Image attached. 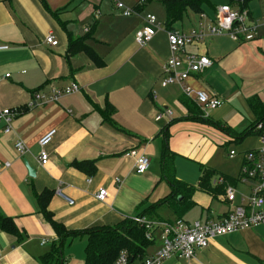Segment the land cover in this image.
<instances>
[{"label":"crops","instance_id":"1","mask_svg":"<svg viewBox=\"0 0 264 264\" xmlns=\"http://www.w3.org/2000/svg\"><path fill=\"white\" fill-rule=\"evenodd\" d=\"M162 1L45 0V7L41 0H0V44L9 46L0 51V108L21 109L13 117L10 131L0 123V216L12 218L25 234L19 243L0 229V264H41L39 257L58 239L55 226L40 213L36 192L53 190L48 204L53 219L77 231L116 225L168 195L171 190L162 178L161 151L164 128L175 119L168 129L175 170L184 159L199 166L198 179H181L176 170L180 180L196 189L193 206L182 219L189 223L216 220L250 194L252 183L240 180L244 157L236 178L213 159L220 148L248 137L253 140L245 143L244 153L264 147V132L237 140L216 125L240 133L255 121L248 100L258 96L264 102V0H214L217 7L229 4L239 10L243 3L249 24L256 28L254 39L237 42L226 33L207 34L185 48V54L206 55L213 62L185 81L194 90L223 99L221 107L204 116L210 122L190 117L181 102V85L162 86L164 65L171 55ZM117 2L130 9V15H124ZM148 14L156 16L158 28L153 39L140 46L135 33L145 25ZM210 19L204 11L190 10L175 27L178 32L207 29ZM88 31L91 38L87 44L104 60L102 67L84 52L66 58L68 32L82 37ZM49 34L56 37L57 45L46 42ZM72 83L79 85L78 92L56 101L49 98L53 88L63 89ZM37 93L44 98H37ZM189 98L195 102L194 95ZM166 109L173 115L157 120ZM103 112L108 114L106 121ZM51 129L56 133L45 147L48 161L42 164L39 141ZM17 141L24 144L23 155L17 151ZM132 149L150 159L143 174L135 171L137 157L127 155ZM231 150L227 157L234 159L229 156ZM84 160L94 162L95 168L87 172L71 165ZM5 162L10 166L3 167ZM27 164L34 168L35 176L29 174ZM201 165L215 171L211 190L199 187ZM219 176L231 178L234 187L248 184L249 192L236 194L233 203L227 201L225 188L217 184ZM101 188L107 190L104 202L95 197ZM152 212L145 219H177L170 204ZM158 232L161 241L156 245ZM86 243L87 237L81 236L67 244L65 264H85ZM162 244V231L157 229L145 257L156 254ZM162 264H264V223L217 236L191 259L171 257Z\"/></svg>","mask_w":264,"mask_h":264},{"label":"built area","instance_id":"2","mask_svg":"<svg viewBox=\"0 0 264 264\" xmlns=\"http://www.w3.org/2000/svg\"><path fill=\"white\" fill-rule=\"evenodd\" d=\"M116 5L118 8L124 10V15H130L132 12L120 2H117ZM248 21L249 16L246 11L234 9L229 4H224L218 7L215 19L209 20L210 23L207 29L199 27L189 32L169 31L167 35L171 55L164 65L166 76L162 81V86L172 83L181 85L184 94L187 96L194 95L195 102L201 108L203 115L209 117L213 110L223 105V99L211 96L206 91L194 90L186 85L185 81L192 73H198L211 67L213 62L206 55L185 54V48L187 45L202 40L207 34L226 33L234 41H250L254 39L256 28L249 24ZM145 22V25L135 33V40L140 46L147 45L153 39L158 28L156 16L153 14H148ZM46 42L54 46L58 44V40L53 34L47 35ZM8 48V45L0 44V51L7 50ZM79 90L80 87L77 83H72L63 89L53 88L49 98L56 101L63 95H69ZM36 97L44 98V95L37 93ZM20 111L21 109L19 108H0V123L4 124L6 132L11 130V121ZM167 115L172 116L173 111L171 109L163 110L157 115L156 119L159 120ZM55 133L56 130L51 129L39 141L41 147L39 158L42 164H46L48 161V153L45 147L51 142ZM16 148L20 154L23 155L25 153L22 141H17ZM236 154L235 150H231L229 156L232 158ZM127 155L137 157L135 164L137 174H143L148 170L150 166L148 156L138 154L136 149H132ZM2 165L7 168L10 166V163L5 162ZM240 180L252 183L250 194L243 197L241 202L235 205L234 210L216 220H196L189 223L182 218L174 221H150L135 216L136 222L146 228L147 239L153 240L157 229L162 231V247L156 254L145 257L137 262L130 260L127 251L122 250L111 264H162V262L171 257L186 260L191 259L195 256L198 249L206 248L217 236L229 235L233 232L253 228L264 223V147L244 153ZM217 184L225 185L226 200L233 203L236 200L235 187L226 184L223 176L218 177ZM95 197L97 200L104 202L107 197V190L101 188ZM67 200L70 204L74 203L70 198H67ZM45 242L42 241V243ZM1 258L0 254V260Z\"/></svg>","mask_w":264,"mask_h":264},{"label":"trees","instance_id":"3","mask_svg":"<svg viewBox=\"0 0 264 264\" xmlns=\"http://www.w3.org/2000/svg\"><path fill=\"white\" fill-rule=\"evenodd\" d=\"M42 4L46 7L45 0H41ZM246 2V0H245ZM162 4L165 7L166 19L164 22L165 29L169 31H177L176 24L183 21L184 17L191 10L195 13H202L205 4H211V0H164ZM241 4L240 10L243 11L245 7ZM57 17V14H53ZM64 27V24L61 23ZM90 31V30H89ZM82 37H75L72 33L68 32V50L67 59L79 52L86 53L98 67L104 65V60L95 52V50L87 44V40L91 38V32ZM181 102L186 105L191 112L192 118L198 120H205L210 122V118H205L201 108L197 103L189 98L186 94L181 97ZM250 108L255 115V121L249 126L248 129L240 133H232L229 128L216 124L226 132L231 133L237 140L244 139L251 133L262 135L264 132V102L258 96L251 97L248 100ZM103 119H108L107 112H103ZM178 119L172 120L164 128V142L161 151V170L162 178L169 184L170 193L165 197L159 199L153 206L147 208L138 217H148L155 208L160 205L170 204L175 217L177 219L183 218V215L193 206L192 195L196 190L193 185H190L180 180L176 175L174 164V153L170 151L168 146L169 126ZM262 128H259V126ZM254 151V150H249ZM248 152V151H247ZM73 167L89 172L94 169V162L74 161L71 164ZM201 176L199 180V187L204 190H211L210 181L215 175V171L201 165ZM225 178V177H224ZM226 184H233L232 179H226ZM225 188V185H221ZM53 190L45 189L44 191L35 194L40 213L43 217L51 222L56 229L58 239L51 244L50 250L39 257L41 264H65L64 249L67 244L71 243L74 239L81 236L87 237L85 247V264H111L116 260L122 250L127 251L130 260L140 261L145 258L146 250L153 240L146 237V228L141 226L135 217H127L120 223L113 226H99L88 230H69L65 226L57 223L48 209V204L53 195ZM179 203H184L180 206ZM152 212V213H151ZM0 229L16 237L17 242H23L25 234H23L16 226L12 218L7 216H0Z\"/></svg>","mask_w":264,"mask_h":264},{"label":"rangeland","instance_id":"4","mask_svg":"<svg viewBox=\"0 0 264 264\" xmlns=\"http://www.w3.org/2000/svg\"><path fill=\"white\" fill-rule=\"evenodd\" d=\"M219 1H223V0H219ZM228 0H226L227 2ZM230 2V0L228 1ZM217 2H215L214 0H211V4H205L204 5V14L211 18V19H215L216 17V12H215V8L217 9L218 7L216 6ZM157 11L164 16V13L161 10ZM253 140V138H246L244 139V141H242V143H232V144H228L226 147H222L217 151V154L215 155L214 160L219 161V163L221 164V166H223L226 170H230L231 172L234 173H228L233 177H237L239 170H240V165H241V160L244 157V150L243 146L245 145V143H247V141ZM231 149H234L235 151H237V154L235 155L234 159H229L227 157V152ZM225 152V154H224ZM177 170V167H176ZM224 171V170H223ZM198 174H199V166L193 162L190 161L189 159H184L181 161V163L178 165V170H177V175L178 177H180L181 179L184 178L186 180H189L190 178H196L198 179ZM166 183V182H165ZM235 191L236 194L238 195V197L241 194H247L249 192V188H248V184H244V183H238L235 187ZM161 239H160V234L159 232L156 235V245L158 243H160ZM153 244L149 247L148 251L152 250Z\"/></svg>","mask_w":264,"mask_h":264},{"label":"water","instance_id":"5","mask_svg":"<svg viewBox=\"0 0 264 264\" xmlns=\"http://www.w3.org/2000/svg\"><path fill=\"white\" fill-rule=\"evenodd\" d=\"M28 170H29V174L31 176H35V170L33 167L29 166V164H27Z\"/></svg>","mask_w":264,"mask_h":264}]
</instances>
